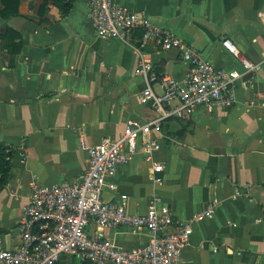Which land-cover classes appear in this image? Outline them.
<instances>
[{
	"label": "crops",
	"instance_id": "0c3cea01",
	"mask_svg": "<svg viewBox=\"0 0 264 264\" xmlns=\"http://www.w3.org/2000/svg\"><path fill=\"white\" fill-rule=\"evenodd\" d=\"M115 3L197 48L215 67L242 71L222 46L228 40L259 69L239 81L232 109L200 108L152 129L144 140L158 148L139 141L118 170L116 188H105L103 199L119 203L124 195L127 213L143 215L158 197L172 217L166 232L190 223L181 264H264V0ZM140 59L177 81L188 73L175 50L148 45L140 53L97 37L85 0H18L16 14L0 16V145L12 154L0 186V236L5 241L10 235V249L20 244L16 226L32 175L45 186L75 181L87 168L89 148L119 139L128 120L156 118L140 99ZM152 89L161 93L157 84ZM154 165L162 166L155 175ZM211 205V218L192 222ZM93 229L90 224L87 232ZM104 235L123 250L148 243L143 229L119 227ZM56 264L89 263L61 256Z\"/></svg>",
	"mask_w": 264,
	"mask_h": 264
},
{
	"label": "built area",
	"instance_id": "2783aa9c",
	"mask_svg": "<svg viewBox=\"0 0 264 264\" xmlns=\"http://www.w3.org/2000/svg\"><path fill=\"white\" fill-rule=\"evenodd\" d=\"M85 3L87 19L97 37L115 39L140 53L148 45L162 51L175 50L180 61L188 66V73L184 80L177 81L169 75H158L151 63L140 59L137 75L144 82L140 99L149 104L156 118L148 123L128 120L119 139H104L89 148L87 168L75 181L45 186L32 175L28 202L16 226L20 244L6 249L4 237L0 236V264H56L61 256L89 264H181V251L189 244L192 233L190 223L168 233L171 213L167 207L158 206V197L149 201L145 214H129L126 196L122 195L119 203L106 201L103 190L116 188L118 170L136 153L139 141L158 148L151 139L144 140L152 129L159 131L170 119L185 120L200 108L210 112L232 109L239 81L259 67L241 56L228 40L222 46L239 61L242 71L215 67L204 60L197 48L150 24L142 13L131 12L115 0ZM154 84L159 85L160 94L153 91ZM25 160L23 152L20 163L25 164ZM152 170L154 175L158 174L162 166L154 165ZM153 180L161 182L159 178ZM213 208L211 205L197 213L192 222L211 218ZM90 224L94 226L91 234L87 232ZM119 227L133 232L145 230L148 243L133 250L118 248L104 231Z\"/></svg>",
	"mask_w": 264,
	"mask_h": 264
},
{
	"label": "trees",
	"instance_id": "16d2710c",
	"mask_svg": "<svg viewBox=\"0 0 264 264\" xmlns=\"http://www.w3.org/2000/svg\"><path fill=\"white\" fill-rule=\"evenodd\" d=\"M0 3L3 6L2 11H0V16L8 17L10 14H16L18 0H0ZM9 33H11V31L7 30L6 35H9ZM5 37L6 36L1 38ZM11 155L10 151H6V148L0 145V186H2L5 182Z\"/></svg>",
	"mask_w": 264,
	"mask_h": 264
},
{
	"label": "water",
	"instance_id": "95a60500",
	"mask_svg": "<svg viewBox=\"0 0 264 264\" xmlns=\"http://www.w3.org/2000/svg\"><path fill=\"white\" fill-rule=\"evenodd\" d=\"M247 76H252V73H249ZM9 245H10V235H6L5 236V248L9 249Z\"/></svg>",
	"mask_w": 264,
	"mask_h": 264
}]
</instances>
